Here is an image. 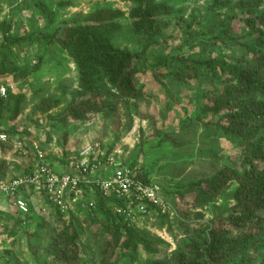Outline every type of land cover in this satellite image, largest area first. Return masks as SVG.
I'll return each mask as SVG.
<instances>
[{"label":"trees","instance_id":"1","mask_svg":"<svg viewBox=\"0 0 264 264\" xmlns=\"http://www.w3.org/2000/svg\"><path fill=\"white\" fill-rule=\"evenodd\" d=\"M131 1L134 7L130 19L135 32L145 43L140 52L116 46L122 29L119 19L125 13L110 7L98 8L85 17L65 20L53 33L37 31L29 37L11 36L12 25L3 22L0 26V86H8L9 81L22 82L41 70V61L20 67L7 55H13L15 46L40 40L50 47L58 44L76 65V92L63 113L50 117L63 128H67L70 122L106 119L129 102L144 99L140 73L153 74L157 80L171 81L178 86L191 82L209 83L204 100L191 105L195 109L178 130H160L152 117L139 116L153 126L156 147L164 143L175 148L183 147L190 141L183 137L203 128L215 130L216 134L235 143L238 148H244L238 158L223 163L212 176L185 186L178 185L172 190L157 183L175 198L180 227L195 234L198 231L196 221L203 217L202 211L220 199L232 183L239 185L233 196L234 204L213 219L203 243L182 242L173 264H264V0L241 4L239 13L230 11L221 28L213 31L210 41L232 54L197 60L185 53H175L160 58L155 64L149 63L147 54L162 43L159 42V35L164 30L161 18L169 16L171 9L158 0ZM212 1L215 6L222 3V0ZM74 6L73 0L62 1L58 5L59 9ZM35 7L48 14L50 24L54 22L57 12L42 3ZM235 25L243 29L244 35L237 34ZM196 33L191 26L185 28V43L189 49L204 43ZM25 101L26 94L14 93L8 88L6 97L0 96V134L5 133L10 138L8 143L0 142L4 153L14 149L15 140L20 139L27 145L31 140L27 134L16 133L14 127H3L5 120L18 122L21 119ZM61 105V99L47 97L37 105L32 117L40 119L50 115ZM128 118L127 132H130L134 121L132 117ZM64 143L67 144V138ZM113 150L110 148L108 153ZM63 152L64 163L70 152L65 147ZM124 165L136 167L135 163ZM139 171L147 183L153 181L148 170ZM4 174L0 173V180H5L2 178ZM92 194H96L98 199L91 210L96 230L84 236L75 226L74 219L62 221L61 231L48 234L47 245L31 246L34 264H169L156 259L160 250L167 246L165 241L117 212V209L124 211L127 208L124 199L104 196L98 190ZM29 195L26 193L20 197L25 199ZM148 210V215L156 212L162 216L157 207L149 206ZM57 212L63 216L59 210ZM18 213L24 217H10L0 211L3 218L12 219L9 229L21 226L24 230L26 225L34 223L30 213ZM166 224L169 223L163 221L159 228ZM25 236L29 240L41 238L38 233L28 234L26 231L21 237ZM82 240H86L89 246ZM90 246L96 248L94 254V247L90 250ZM7 254L14 258L12 252ZM143 257L152 260H141ZM13 263L21 264L17 260Z\"/></svg>","mask_w":264,"mask_h":264},{"label":"rangeland","instance_id":"2","mask_svg":"<svg viewBox=\"0 0 264 264\" xmlns=\"http://www.w3.org/2000/svg\"><path fill=\"white\" fill-rule=\"evenodd\" d=\"M62 1L69 0H0V26L3 22H10L11 36L29 37L37 31L53 33L65 20L85 17L98 8L110 7L125 13L119 19L122 29L116 46L128 48L133 52H140L144 48L145 43L135 32L130 19L134 7L131 0H73L74 7L59 9L58 5ZM251 1L253 0H222L219 6H215L212 0H158L159 3L170 7L171 14L161 18L164 30L159 35V42L162 43L148 52L149 63L155 64L160 58L175 53H185L197 60H209L219 55L223 57L232 54L233 52L227 49L223 51L214 45L210 37L213 31L221 28L230 11L239 13L240 5ZM37 3L45 4L57 12L52 24L48 14L35 7ZM188 26L197 32L199 40L204 42L202 45H194L190 49L186 45L185 28ZM234 28L238 35H244L239 25H235ZM12 51L13 55L7 54L8 58L18 66L35 65L41 61V70L22 82L9 81L6 87L14 93L26 94V101L21 119L18 122L5 120L3 127H14L16 133L27 134L31 140L38 142L47 162L56 172H64L74 167L78 153L86 147L98 146L107 152L113 147L118 162L130 165L135 163L138 169L148 170L155 183H162L168 190H172L178 185L185 186L212 176L223 163L238 158L244 151V148H238L235 143L216 134L215 130L208 131L203 128L183 137L190 140L189 144L183 147L175 148L169 143L156 147L153 126L139 116L152 117L160 130L165 128L178 130L195 109L191 105L204 100V94L210 85L207 82H191L178 86L171 81L157 80L150 73L139 75L145 89V96L141 101L129 102L125 108L106 119L93 118L86 123L70 122L67 128H63L50 117L55 118L63 113L76 92L78 73L74 61L58 44L50 47L42 40L15 46ZM47 97L61 99V107L40 119L32 117L37 105ZM129 116L133 118L134 127L127 132ZM213 119L217 120V117ZM101 137L104 139L98 140ZM65 138L67 144L64 143ZM64 147L70 152V157L63 163ZM34 166L33 158L22 157L15 149L4 153L0 148V173H5L3 179L18 178ZM238 187L236 182L232 183L220 199L202 211L203 217L196 221L198 227L196 234L192 230L180 227L176 200L161 187L162 200L171 206L170 210L165 214L160 212L162 216L153 212L143 218L136 212V223L161 237L167 244L160 250V255L156 259L173 264L174 256L180 252L182 242L192 240L202 244L211 229L213 219L234 204L233 196ZM29 194L25 201L30 207L29 216L34 223L26 225L24 230L21 226L8 228L12 224L10 217L24 216L19 215L14 201L0 198V203H6L9 210L6 214L10 216L9 219L0 215V264H14L15 260L21 264H34L31 246L47 245L48 234L61 231L62 221L74 219L75 226L84 236L96 230L91 218L93 209L90 207V203H98L96 194L86 192L68 212L61 213L63 216H60L58 209L52 207L41 194L30 191ZM163 217H166L165 220ZM163 221L169 224L160 229L159 225ZM5 227L8 229H4ZM25 231L28 234L38 233L41 238L29 240L27 236L21 237ZM82 242L89 246L86 240ZM91 247L94 246H90V250ZM94 249L96 248L92 249V254ZM8 252H12L14 258H10ZM141 260L152 259L143 257Z\"/></svg>","mask_w":264,"mask_h":264},{"label":"built area","instance_id":"3","mask_svg":"<svg viewBox=\"0 0 264 264\" xmlns=\"http://www.w3.org/2000/svg\"><path fill=\"white\" fill-rule=\"evenodd\" d=\"M6 95L7 87L0 86V96ZM9 141L7 134H0V142ZM14 149L23 157L33 158L35 166L18 178L0 180V198L13 199L14 206L23 215L30 213V207L20 195L29 191L41 194L61 213L68 212L86 192L95 193L96 190L104 196L124 199L127 208L119 209L118 213L125 214L133 222H136L137 213L141 218L146 217L149 206L157 207L162 214L170 210L171 206L162 200L160 185L154 181L147 183L137 167L118 162L115 153L98 146L82 149L75 166L64 172L53 170L36 141L30 140L27 145L20 139L15 140ZM90 207L94 208L95 203H90Z\"/></svg>","mask_w":264,"mask_h":264},{"label":"crops","instance_id":"4","mask_svg":"<svg viewBox=\"0 0 264 264\" xmlns=\"http://www.w3.org/2000/svg\"><path fill=\"white\" fill-rule=\"evenodd\" d=\"M6 203H0V210L1 212L8 213V208L6 207Z\"/></svg>","mask_w":264,"mask_h":264}]
</instances>
